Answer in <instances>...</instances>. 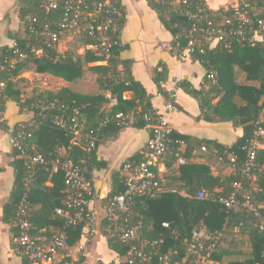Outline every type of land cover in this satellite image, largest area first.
I'll use <instances>...</instances> for the list:
<instances>
[{"label":"trees","instance_id":"trees-1","mask_svg":"<svg viewBox=\"0 0 264 264\" xmlns=\"http://www.w3.org/2000/svg\"><path fill=\"white\" fill-rule=\"evenodd\" d=\"M122 6L123 14L118 18L115 29L109 33L110 47L105 49L99 40V34H90V24L93 18L81 19L82 29L79 32H61L62 39L69 33H76L79 46L73 51L60 53L49 50L38 56L32 48H42L43 39L38 32L43 24H49L58 29V23L64 16V3L58 8L45 12L39 0H21L20 19L29 22V18L36 17L33 23L34 31H30L26 24L25 30L19 28L9 32L12 45L0 46V111L5 115L9 105H15L20 112L29 110L33 117L28 122L18 124V128L26 135L27 142L35 144L46 156L47 164L38 167L34 180L28 191L29 214L34 234L53 235L67 231L69 246H74L82 237L85 223L76 226L66 224L65 218L55 213L57 207L66 208V184L64 172L60 169L52 172V162L65 155L77 164L86 158L87 166L96 170L108 166L107 161L99 159L98 149L102 143L120 133L128 126L138 129L147 128L160 114L153 106L152 95L147 92L142 83L135 79L131 66L133 61L123 59L122 53L129 44L123 43L121 30L126 23V11L121 0H114ZM224 4L227 0H224ZM250 7L262 8L260 13L264 17V0H247ZM149 6L156 11L161 23L172 35L171 51L180 56L189 49V54L195 61H199L206 69V75L201 88H196L187 80L178 81L179 87L195 97L200 104L199 119L208 122H233L241 126L243 134L233 144H224L214 139L197 138L181 134L173 130L170 138L171 149L165 158L171 166L178 158H185L178 173L173 176L172 184L176 192L167 191L156 199L140 197L133 206L134 219L141 217L151 229L143 228L141 234L153 239H163L162 251L178 250L183 257L187 251L191 232L194 227L203 225L205 232L213 234L223 230L227 225L230 229L241 225L239 234L250 233L252 241V257L246 261H221L222 249L219 243L213 255L214 260L221 264H264V234L260 233L255 224L254 214L246 208L226 211L222 204L212 198L201 199L197 196L200 190H206L213 196L229 195L234 190V184L243 181L242 196L250 192V200L258 205L264 214V175L257 171L258 188H253L251 178H242L229 163L228 154L237 156L238 163L247 157V145L256 135L259 126L264 127L261 114L264 110V42L255 45L232 42L230 46L219 42L212 46L203 32L190 33L194 25L208 26L213 23L217 11L209 6L206 0H148ZM223 5V4H222ZM100 20V14L96 16ZM97 26V22H95ZM194 44L189 46L190 40ZM95 48H88V46ZM80 46H85L84 56L76 54ZM20 53L26 57L21 58ZM8 59V61H6ZM11 60H15L13 63ZM100 62L90 66L96 75V81L101 92L98 94H82L68 86L58 90L41 91L31 96H24V92L17 85V79L22 72L32 64L41 73L49 72L73 81L84 75V63ZM238 72L245 75V81L238 80ZM168 79V68L154 69V80L169 102L179 109L178 104L171 101V93L165 90L162 83ZM126 92H131L129 98ZM108 93L117 99L116 104L110 103ZM110 105V107H108ZM177 105V106H176ZM122 113L125 118H118ZM66 114L77 115L83 125V133H90L97 137L96 147L88 152L82 145L74 142V134L67 126L59 125L57 117ZM149 119H148V118ZM152 133L150 131V137ZM181 141L186 148L180 150ZM147 145V144H146ZM146 147V146H145ZM144 147V148H145ZM205 147L213 156L223 158L226 167L221 174L214 175L207 164L192 162L191 158L196 149ZM14 151V184L9 199L4 204L3 221L10 225L13 236L19 234L16 226L17 212L24 196V177L26 166L24 157L18 149ZM141 152L134 154L130 160H140ZM257 163L264 165V148L257 153ZM221 162V161H220ZM126 190L125 177L121 171L112 175L111 196L121 194ZM180 191H185L184 196ZM245 191V192H244ZM164 222L170 226L165 227ZM232 231V230H231ZM225 233V230H224ZM237 233V232H236ZM225 236V235H224ZM223 236V237H224ZM110 249L121 257L120 264H128L125 260L126 248L116 238L108 237ZM15 247V243L13 244ZM25 264L26 260L24 259ZM159 263L154 259L153 263Z\"/></svg>","mask_w":264,"mask_h":264},{"label":"built area","instance_id":"built-area-1","mask_svg":"<svg viewBox=\"0 0 264 264\" xmlns=\"http://www.w3.org/2000/svg\"><path fill=\"white\" fill-rule=\"evenodd\" d=\"M39 3L45 12H50L64 3L65 12L58 23V29L52 28L49 24L42 25L38 34L43 39V47L32 48V52L38 56L44 54L45 50L46 52L49 50L60 52L61 32H79L82 29V18H93L90 24V34L98 33L102 46L108 49L111 42L109 33L115 29L118 18L123 14L122 6L114 0H39ZM215 10L217 14L213 18V23L210 22L206 27L194 25L190 33L203 32L212 46L219 42L228 46L232 42L252 45L264 42V17L260 15L263 12L262 8L250 7L247 0H227L226 4ZM98 14L101 17L99 21L96 18ZM36 20V17H32L29 18L28 23L25 20L22 22L25 27L27 24L32 32L35 30L33 23ZM95 22H97V26ZM193 44L192 39L189 46ZM88 48L95 47L90 45ZM185 52H189V49H186L180 56H183ZM19 56L25 58L26 54L20 53ZM3 85L4 83L0 82V87ZM107 96L111 104L117 103V99L113 98L110 93ZM173 107L171 103L168 104L169 109ZM66 116L63 114L57 117V123L67 126V122H70L69 128L74 134V142L82 145L88 152L93 150L96 147L97 137L90 133H83V125L77 115ZM117 116L121 119L125 118L122 113ZM17 125L9 124L5 115L0 111V133H5L11 146L21 152L26 166L25 192L18 208L16 220L19 234L15 236L14 243L17 252L25 258L26 264H45L53 261L69 247L68 233L63 231L48 235L32 232V224L28 219V191L38 167L48 162L46 156L35 144L30 145L27 142L26 135ZM149 128L152 135L146 147L141 151V159L127 160L121 167L122 175L126 181L125 192L114 196L97 192L94 185L95 169L86 165V158L77 164L65 155V149H61L60 153L63 157H58L52 162L51 170L55 172L61 169L64 172L67 186L65 200L67 207H57L55 213L64 217L69 226H76L80 223L89 226L95 223L97 214L91 207V203L98 199L104 206L105 234L107 237L118 239L125 246V260L128 264H152L154 259H159V263L154 264H220L214 260L213 255L224 236V230L208 234L200 226L194 227L187 251L181 258V253L177 249H171L166 253L162 251L163 239H153L141 234L143 228L151 229V225L146 224L139 216L134 219L135 200L140 197L156 199L164 192H176L174 188H165L159 170V165L171 149L170 135L173 132V127L162 114L154 118V122L149 124ZM246 147L247 157L244 162L239 164L237 156L230 153L228 154L229 163L241 174L242 178L253 180L251 183L253 188H258L256 172L259 171L264 175V165H259L256 159L258 150L264 148V127H258L256 135ZM203 149L206 150L205 147ZM219 161L223 162V158L220 157ZM179 162L183 164L186 160L181 157ZM243 190V181L241 180L234 184V190L229 195L215 197L206 190H200L197 196L201 199L212 198L222 204L228 212L246 208L254 214L256 227L260 233L264 234V214L259 210L257 204L251 202L250 192L244 191L242 196L239 195ZM180 193L184 196L188 195L185 191H180ZM163 225L169 227L170 223L164 222ZM240 229L241 225L235 226L236 232H239Z\"/></svg>","mask_w":264,"mask_h":264},{"label":"crops","instance_id":"crops-1","mask_svg":"<svg viewBox=\"0 0 264 264\" xmlns=\"http://www.w3.org/2000/svg\"><path fill=\"white\" fill-rule=\"evenodd\" d=\"M206 1L213 9H217L220 3L224 2V0H218L213 6L209 0ZM121 2L126 11V23L120 36L123 43L129 44L128 49L123 51L122 58L133 61L132 74L152 95L154 108L164 115L176 132L197 138L214 139L224 144H233L243 134L242 127L235 126L233 122H208L199 119L201 115L199 101L177 84L180 80H187L196 88H201L206 75L204 66L192 59L189 52H185L183 56H177L171 51L172 35L161 23L156 11L149 6L148 0H121ZM22 4L21 0H0V46L12 45L13 40L8 35L10 31H16L19 28L23 31L19 15ZM164 66L168 68V79L162 83V86L171 93V101L182 109L177 107L169 109V100L159 92V87L154 80V69L158 67L162 70ZM85 69L84 66V75L73 81H68L53 73L50 74L55 78L65 79L64 86L76 92L100 93V87L96 85L97 75H89ZM88 81L92 82L90 83L92 87L96 85L92 92L89 91V84L86 87ZM130 96L131 92L125 93V97ZM5 117L9 124H22L31 120L33 112L29 110L20 112L13 104L8 106ZM261 119L264 121V110ZM149 138V129H138L130 125L100 145L98 157L107 161L108 166L95 171L94 185L97 192L111 195L113 173L121 171L124 162L130 160L137 152L140 153ZM179 148L184 150L186 143L181 141ZM14 158L13 147L7 135L0 133V264H25V258L17 252L16 246H13L14 236L10 225L3 221L4 204L11 195L15 179ZM167 161L171 163V160L166 157L159 168L166 189L175 187L172 184L173 176L178 173L181 166L179 158L171 166L167 165ZM191 161L209 165L214 175L221 174L226 167L217 157L213 156L211 151L204 150L203 147L194 151ZM91 207L97 213L95 223L83 228L82 237L74 246H69L53 261L45 264H120L122 259L117 252L110 249L108 237L104 231L106 220L102 202L98 199L94 200ZM223 230H225V236L221 249L224 252L221 261L225 263L246 261L252 257L253 247L250 233L235 234V227L230 229L227 225ZM221 261L218 260L220 264Z\"/></svg>","mask_w":264,"mask_h":264},{"label":"rangeland","instance_id":"rangeland-1","mask_svg":"<svg viewBox=\"0 0 264 264\" xmlns=\"http://www.w3.org/2000/svg\"><path fill=\"white\" fill-rule=\"evenodd\" d=\"M210 4L215 6L218 2V0H209ZM225 2V1H224ZM224 2L220 3L219 6H222L221 4H224ZM23 30H25V25L21 21ZM79 40L76 33H69L64 36V38L61 40V43L59 45V51L61 53H66L69 51H73L79 46ZM76 54L78 56H84L85 54V46H80L77 49ZM96 63L100 62H91V63H84V66L86 67L85 71L89 72L90 74H95L93 71L90 70V66L95 65ZM242 73V72H241ZM238 72V80L239 81H245V75ZM17 85L21 88V90L24 92V96H31L34 93H40L41 91H49V90H58L62 88L66 82L65 79L61 78H55L50 73L42 74L41 72H38L36 70V67L32 64L28 69L24 70L20 77L17 79ZM89 82V81H88ZM89 82H86V87L89 84V91H94V86H98V83L92 87ZM94 83V82H93ZM160 167V165H159ZM200 227L205 230L203 225H200ZM239 234V233H235Z\"/></svg>","mask_w":264,"mask_h":264}]
</instances>
